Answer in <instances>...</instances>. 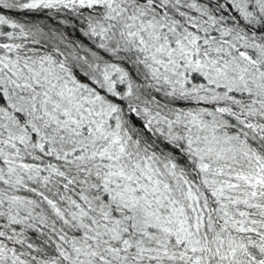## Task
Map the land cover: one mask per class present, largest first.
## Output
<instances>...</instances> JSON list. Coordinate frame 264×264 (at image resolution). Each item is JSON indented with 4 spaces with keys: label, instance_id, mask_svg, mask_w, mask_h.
Returning <instances> with one entry per match:
<instances>
[{
    "label": "snow or ice",
    "instance_id": "snow-or-ice-1",
    "mask_svg": "<svg viewBox=\"0 0 264 264\" xmlns=\"http://www.w3.org/2000/svg\"><path fill=\"white\" fill-rule=\"evenodd\" d=\"M0 264H264V0H0Z\"/></svg>",
    "mask_w": 264,
    "mask_h": 264
}]
</instances>
